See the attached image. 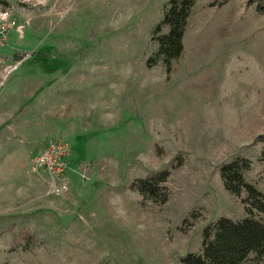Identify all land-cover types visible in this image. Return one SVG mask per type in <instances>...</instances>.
<instances>
[{
    "label": "rangeland",
    "instance_id": "obj_1",
    "mask_svg": "<svg viewBox=\"0 0 264 264\" xmlns=\"http://www.w3.org/2000/svg\"><path fill=\"white\" fill-rule=\"evenodd\" d=\"M168 1L0 0V264H177L245 216L221 164L250 159L264 192L258 0H198L169 75L147 65ZM50 139L72 149L61 195L32 169ZM164 169L168 201L140 204L130 183Z\"/></svg>",
    "mask_w": 264,
    "mask_h": 264
},
{
    "label": "trees",
    "instance_id": "obj_2",
    "mask_svg": "<svg viewBox=\"0 0 264 264\" xmlns=\"http://www.w3.org/2000/svg\"><path fill=\"white\" fill-rule=\"evenodd\" d=\"M198 0H169L165 5L164 17L152 32V40L158 48L147 59L152 66L162 62L166 73L172 72L174 62L184 54V36ZM228 0H221L220 5ZM264 12V0L255 6ZM167 29V32H163ZM262 143L260 160L264 164V133L259 135ZM252 162L244 156H237L220 166V177L225 190L241 200L245 216L239 220L220 217L203 229L202 248L199 253L189 252L177 264H244L251 261L264 264V192L246 180V173ZM169 169L152 172L144 178L133 180L129 188L141 196L140 204L150 201L162 205L168 201L165 183ZM26 241H35V236L25 234Z\"/></svg>",
    "mask_w": 264,
    "mask_h": 264
},
{
    "label": "built area",
    "instance_id": "obj_3",
    "mask_svg": "<svg viewBox=\"0 0 264 264\" xmlns=\"http://www.w3.org/2000/svg\"><path fill=\"white\" fill-rule=\"evenodd\" d=\"M4 13H0V17L2 18L0 24V43L6 41L7 34L10 33L14 25L7 20ZM71 153L72 149L68 143L50 139L43 150L33 157V171H43L48 175V193L61 195L69 190L67 174L70 168Z\"/></svg>",
    "mask_w": 264,
    "mask_h": 264
}]
</instances>
